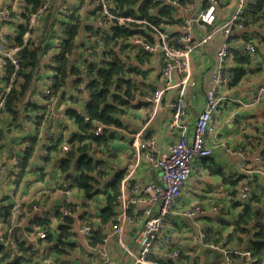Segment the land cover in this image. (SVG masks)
<instances>
[{"label": "trees", "instance_id": "obj_1", "mask_svg": "<svg viewBox=\"0 0 264 264\" xmlns=\"http://www.w3.org/2000/svg\"><path fill=\"white\" fill-rule=\"evenodd\" d=\"M54 2L52 0L47 6L46 0H22V11L18 14L16 32L12 38H8L9 35L3 38L5 43L2 46L5 50L17 49L13 57L18 63V68L15 69L11 63L3 67L4 74L1 79L3 86L0 87L2 95L0 143L5 136L14 130H19L24 122L34 127L40 126L47 112L58 100L64 101L66 98L74 100V97H68L67 91L85 94L86 102L82 113L72 108L66 110L67 116L73 122L75 132L66 140L62 137L49 138L50 146L46 148V157L43 159L45 163H48L50 155L55 156L56 171L59 172L63 181L62 185L66 182L70 183V191L75 190L82 198L79 203L63 200V209L74 213L77 206L88 208V203L93 199L100 202L97 226L90 222L89 217L86 218V213L78 216L83 224L92 226L88 244L91 248H95L100 245L107 228L114 223L119 182L123 176V171H120L107 180L109 167L106 159L109 156L114 157L115 151L111 136L107 137L105 133L108 128L123 127L121 116L125 108L130 106L133 95L139 94V84L132 76L144 77L146 72L140 67L150 65L153 59L152 54L144 52L140 46L130 45L128 41L133 36H138L151 46L153 35L149 34L147 27L137 24L108 28L94 23L87 26L83 24L79 15V6L67 7ZM110 2L116 13L125 12L134 17L146 19L155 26L168 24L172 27L173 25L175 28L178 27L175 30L182 26L185 18L176 15L174 17L175 8L170 5L172 2L178 3L182 8L196 2L204 6V3L199 0H169V3L154 0H112ZM9 12L12 21L14 13ZM67 13L70 15L67 16ZM190 14L195 15L193 11ZM66 19L69 20L67 24L63 22ZM240 23L243 25L241 37L244 42L253 44L255 41L253 44L255 53L264 51V0H247ZM254 27L258 31H250ZM178 36V32L171 33L168 36L169 44L174 45ZM249 54L247 51L234 47L228 50V61H231L232 66L230 69L227 68V72L231 75V81L226 84L227 88H234L246 76L250 61ZM129 55L133 56L135 64H128ZM47 57L50 64L44 65V59ZM46 71L49 75L43 77ZM43 79H49V85L44 90L47 94L42 93L43 96L41 95L40 99L42 105H39L35 102L34 96L38 90V82ZM4 88L6 91H3ZM148 90L152 94L155 91L153 87H147ZM96 126L104 127L102 136L94 134ZM65 146L67 150L63 149ZM250 148L254 150L255 146ZM37 149L38 141L33 139L28 148H24L23 156L17 157L15 167L19 171L14 184L19 182L24 171L29 167L30 160L37 153ZM97 154L104 159L96 157ZM261 161L264 162L262 159ZM37 178L43 180L40 175ZM244 179L245 176L235 175L222 177L223 183L229 184L232 188L231 196H237V198L239 183H242ZM60 189L64 192L63 187ZM263 199V191H261L259 194L251 193L243 203L238 200L232 201L231 208H239V212L230 225L231 231L223 235L221 231L204 229L205 245L218 246L224 241L226 244L231 243L237 247L245 244L246 252H249L250 257L256 263H264ZM40 200L39 197L32 199L25 207L32 212L33 206L38 207ZM10 208L3 209L6 214L0 211L4 242L7 241L12 227L10 219L13 214ZM21 208H24V205ZM223 213L225 212L220 210V214L224 215ZM55 216L59 222L56 240H53L54 231L48 219L43 222L37 220L36 230L30 232H44L46 238L43 241L48 242L49 252L52 255H63L74 245L70 240L73 235L70 230L75 226L74 219L63 218L60 212ZM219 224L227 225L225 219L219 220ZM14 239L18 255L10 261L8 252L5 251L3 244H0V264H40L41 252L28 255V243L18 238ZM173 249H175L174 246L168 248L169 254L177 252V258L179 254L180 258L183 256L181 250ZM42 250L44 252L45 248ZM24 255H28L27 260L23 259ZM148 260L158 264H172V260L157 258L152 254L149 255Z\"/></svg>", "mask_w": 264, "mask_h": 264}, {"label": "crops", "instance_id": "obj_2", "mask_svg": "<svg viewBox=\"0 0 264 264\" xmlns=\"http://www.w3.org/2000/svg\"><path fill=\"white\" fill-rule=\"evenodd\" d=\"M21 1L22 0H0V9L7 11H14L16 9V12L19 13L22 11ZM54 1L57 5L62 4L67 7L79 6V15L83 20V24L88 26L94 23V14L96 11L92 9V0ZM228 2H230V4L221 6L218 9L217 20L220 23L232 12V1L228 0ZM170 5L175 8L174 17L175 15L181 16L186 18V20L192 17L190 12L184 11L178 4ZM64 21L68 22L69 20L66 19ZM4 23L6 22L0 17V40L9 34L6 31ZM161 26L173 31L172 33H175V29L178 28H175L173 25L170 27L168 24H163ZM255 30H257L256 27L250 31ZM10 32H12V30ZM190 34L194 42L204 36L203 30L196 23H191ZM236 34L237 35L231 38L230 43L237 48H241L242 43H246L241 37L243 31ZM152 38L153 44L151 46L155 48L157 47V39L154 36H152ZM222 42L223 40L219 32L216 31L208 44L194 50L191 54L190 79L193 85L187 86L183 93L185 123L190 128L188 130L189 134H191V128L202 110L205 93L212 85L211 75L216 65L215 53L221 47ZM253 44H255V41H253ZM249 57L250 61L246 76L234 88H225L222 94L227 100L225 105L219 109L231 106L233 111L228 116L227 113L223 112L222 117L219 118L216 123L215 115L219 109L214 114L213 126L216 133L214 136L210 135L206 139L213 150L212 156L208 159L196 160L197 162L193 165L189 181L183 187L177 204L167 217V222L168 224L170 222L171 225H174L177 220H181L183 225L173 226L174 230L176 232L177 228L182 226L185 227L187 233L186 237L188 239L179 237L178 232L177 236H175L172 234V231H168L171 238L170 242L164 243L161 238L158 239L151 250V254L154 257L172 260V264H215L214 259L216 260L218 257L220 258L221 264H234V262H241V259L243 260L242 264H264L253 262V260H248L242 256V253L246 252L245 244L242 247H237L233 246L231 243L226 244L224 241L218 246H215L218 247V250H212L205 244L204 246H199L191 241V235L197 234L199 231L203 232L204 229L222 231L219 220L221 221L225 218L224 215L220 214V210L225 212L223 214H225L226 217L235 214L234 209L231 208L234 199L230 194L232 188L229 184L223 183L222 177H234V175L245 176L243 182L246 180L249 181L247 183L252 193L259 194L263 191L264 196V176L261 174V172H264V162L260 159L261 154L264 152V97L259 98L256 103L251 104L257 87L260 86L264 80V51L249 54ZM129 58L130 61L128 64H135L133 56L129 55ZM48 61L49 59L47 57L44 59L43 64H48ZM161 62L162 60L159 53L153 55L150 65L140 67L141 70H145L146 72L144 77L132 76L139 84L138 93L140 95L134 94L130 106L125 108L124 114L121 116L123 127L121 129L108 128L106 131L112 138L115 151L114 157L109 156L112 162L109 166L107 180L115 176L117 172L123 171L132 151L130 137L143 128L145 124H147L145 133L153 137L157 155L164 154L167 146L177 138V132L170 130L169 123L171 116L170 104L173 99L178 96L179 91L174 89L166 92L162 96L160 107L153 113L150 111L151 107L147 103V98L152 95L151 91H147V87H153V89L156 90L163 85L160 72L162 69ZM46 72L43 74V77L49 75V72ZM3 74L4 70L0 67V87L3 86V83H1ZM44 84L48 86L49 79H43L37 84L39 91H36L34 100L39 105H42L40 99L41 95L43 96L45 92L42 88ZM69 92L70 91H67V95ZM75 100L76 99L69 100L68 98H66L64 102L58 100L50 111L47 112L45 120L40 126L34 127L32 124L30 125L28 122H24L19 130H14L5 136L0 143V194L3 195L4 201H20L22 205H24L22 216H11L10 221L12 227L9 237L18 238L20 241H25L26 244H29L30 238L34 233L30 231L36 230L37 220L40 219H38L39 214L28 211L25 205L30 203L32 199H37L38 197L41 199L38 207H40L41 213L47 216L54 231L53 240H56L59 222L56 220L57 218L55 215L63 209L62 202L66 200V198L60 189L63 181L58 171H55V174H57L56 179L53 175L50 176V182H48L49 178L46 176L47 172L45 171L41 173L42 175L39 174L40 177H43V180H39L37 178L38 175L33 174L26 178L24 176L17 184H14L19 170L15 167L16 160L13 161V154L18 155L20 153L19 147L23 143L21 140L25 139L27 136H32L33 139L38 141V149L36 151L38 153L41 149L46 150V148L50 146L49 138L51 137L54 139L61 137L63 140L68 139L71 134L75 132V127L71 119L67 116L66 110L72 108L81 113L83 111V109L75 103ZM236 101L242 102L243 105H238ZM234 112L237 113V116L231 121ZM25 126H27V130L24 131L23 127ZM114 134H116L117 137H115ZM213 138L217 139L218 144L214 145L212 143ZM251 146H255L254 150L250 148ZM237 150L242 151L241 156L237 155ZM257 156L259 157L258 163L254 161ZM43 158L44 157H42V160L45 166L48 167V164L45 163ZM36 162L37 160L34 161V164H37ZM242 166L251 171L250 175H253L251 178L249 176L247 177L248 174L242 171ZM261 166L263 168H260ZM134 178L136 183L142 185L159 183V172L152 169L147 162L143 161L137 168ZM54 179L56 182H54ZM253 180H255V182H253ZM239 184L242 183L240 182ZM185 193L195 195L190 197V200L187 202L182 199ZM40 195H43V197ZM235 198H237V196ZM79 201H82L81 196L78 195L75 190L70 191L68 202L79 203ZM192 206H199L202 209V213L190 220L180 219L179 213ZM213 207L218 209V213L214 214L211 211ZM3 209L4 208L0 205V211ZM236 211L239 212V208H237ZM82 213H86L91 219L90 222L95 223H92L94 226L98 225V214L93 218L88 208H79V206L76 207V211L73 213L74 216L71 217L74 219V225L77 222L75 219L83 223L78 218ZM0 228H2L1 224ZM108 230L109 228H107L106 232H108ZM109 235L106 243L103 244L101 248H91L88 244L89 237L79 234L75 226L73 235L70 238L74 243L72 248L66 250V253L63 255H52L49 252L48 242L40 241L45 251L40 254L39 257H41V259L46 258L52 264H131V257L118 245L116 237L111 234ZM121 241L124 246L131 249L132 252L137 251V248L132 243L130 226H127L123 231ZM171 246H174L175 249L173 250H181L183 256L180 258L179 254L176 259L169 258L167 254L169 253L168 248ZM97 251H101V254ZM103 253L108 257L107 262L101 258ZM212 256L213 259H211ZM151 263L157 264L154 262Z\"/></svg>", "mask_w": 264, "mask_h": 264}, {"label": "built area", "instance_id": "obj_3", "mask_svg": "<svg viewBox=\"0 0 264 264\" xmlns=\"http://www.w3.org/2000/svg\"><path fill=\"white\" fill-rule=\"evenodd\" d=\"M163 3H169V0H154ZM204 3L198 5L197 2L183 8L186 12L193 11L194 16L186 18L183 21L182 26L175 31L178 32V37L175 39V44L171 45L168 42V36L173 32L162 26H155L146 19H140L132 15L124 13L119 14L113 11V5L109 0H92V9L95 10L94 24L102 27H123L129 24H137L147 27L149 34L153 35L157 39V47L150 46L144 42L142 38L133 36L131 44L140 46L144 52L154 54L158 51L162 60L161 76L163 79V85L157 88L150 97L147 98V103L151 107L150 111L153 113L160 107L162 96L171 90H178L179 94L176 96L170 104L171 116L169 128L172 131L177 132V138L174 142L167 146L166 152L161 155L156 154L155 141L152 136H148L145 131L147 124L144 125L139 131L135 132L130 137V145L132 151L127 164L123 169V176L119 182V193L116 198V216L114 217V223L110 225L108 232L104 233L103 238L100 241L98 248H101L106 243L107 238L114 235L117 239L118 245L124 250V252L131 257V264H152L148 258L151 254L152 247L158 239H162L164 243L170 242V235L168 231H171L170 225H168L167 217L173 207L177 204L183 187L190 179V174L193 169V165L196 160L208 159L212 156L213 150L207 143L208 136H214L216 133L213 126V117L215 112L223 107L226 103V97L217 94L219 87L226 86L231 81V75L227 72L226 64L229 62L228 50L230 48H237L230 43L233 36L236 33L241 32L243 25L240 23L242 15L245 11L247 0H231L232 12L221 23L217 20V12L221 6L228 5V0H199ZM172 4H178L172 2ZM201 6V7H200ZM200 8V9H199ZM70 13H67L69 16ZM10 12L0 9L1 19L9 23L11 22ZM33 22V21H32ZM191 23H196L204 32V36L197 41H193L191 37ZM218 31L223 42L221 47L216 51V65L213 68L211 75V86L205 93L204 103L200 114L198 115L195 124L191 128V134L188 133L190 129L185 123V105L183 102V93L187 86H192L193 83L190 79V63L191 54L194 50L205 46L211 40L215 32ZM27 37V35H26ZM5 40H0V54L1 62L0 67H4L7 63H11L15 69L18 68V63L14 59L13 54L17 49L5 50L2 44ZM241 51H248L250 54L255 53V46L249 43H242L241 48H237ZM50 64V62H49ZM177 77V78H175ZM3 91H6L4 88ZM47 94V92H45ZM0 93V109L2 107V97ZM264 97V80L263 83L257 87L255 96L251 100L252 103H256L259 98ZM56 102V101H55ZM54 102V103H55ZM236 103L242 106V102L236 101ZM237 116L234 112L231 117L233 121ZM88 119H86L87 121ZM230 121V122H231ZM104 131L103 126H96L94 134L96 136H102ZM150 135V134H149ZM214 145L218 144L217 139H212ZM29 143H24L23 147L28 148ZM67 150V147H63ZM238 156L242 155V151H236ZM147 162L150 167L159 172V183H148L145 185L138 184L134 181V175L137 168L142 162ZM255 162L259 161L257 156L254 159ZM258 163V162H257ZM242 171L247 173V177L250 178L253 175L251 171L242 166ZM264 176V172H261ZM248 181L242 182L239 188L238 200L245 201L250 197L252 193L249 187ZM64 196L66 201H69L70 183L63 184ZM3 195L0 194V205L2 208H10L13 217H19L23 215L24 209L21 208L22 203L20 201H4ZM3 205H2V204ZM211 211L215 214L218 213V209L211 208ZM32 212L39 214L40 221H46L47 216L41 213V209L37 206H33ZM63 218L73 217L74 214L70 213L67 209L60 211ZM202 213V209L199 206L189 207L179 213L180 219L190 220ZM75 224L79 234L85 237H90L92 233V226L81 223L78 219ZM95 224L94 222H92ZM74 226V228H75ZM127 226H130L132 232V243L137 248L136 252H132L131 249L124 246L121 241L122 233ZM74 228L70 231L73 233ZM113 233V234H112ZM46 236L44 232H35L30 238L29 252L30 253H43L40 241L45 240ZM191 241L199 246H204L206 242V236L202 231L197 234L191 235ZM0 244L5 247V251L8 252L9 260L13 261L18 255L16 250V243L14 237H8L4 242L2 232L0 228ZM212 250H218V247L213 245H207ZM98 252V251H97ZM101 254V251L98 252ZM28 255H24L23 259L27 260ZM171 259H176L177 252L170 254ZM246 259H251L249 252L242 253ZM101 258L106 262L108 261L107 255L104 253ZM40 264H51L46 258L40 259ZM158 264V263H157Z\"/></svg>", "mask_w": 264, "mask_h": 264}, {"label": "rangeland", "instance_id": "obj_4", "mask_svg": "<svg viewBox=\"0 0 264 264\" xmlns=\"http://www.w3.org/2000/svg\"><path fill=\"white\" fill-rule=\"evenodd\" d=\"M52 2V0H46V5L47 6H49V4ZM55 3V2H54ZM61 6H63V5H61ZM13 13H14V16H13V19H12V21L11 22H9V23H4V26H5V28H6V31L9 33L8 35H9V37L8 38H12V36L15 34V32H16V28H17V18H18V14H20V13H17L16 12V9L13 11ZM95 15V14H94ZM64 23H68L67 21H63ZM12 30V32H10ZM7 35V36H8ZM133 38V37H132ZM131 38V39H132ZM140 38V37H139ZM131 39H130V41H128L129 42V44L131 45ZM132 45H133V43H132ZM152 55H154V54H152ZM230 62L231 61H229L227 64H226V67L228 68V69H230L231 68V66L232 65H230ZM247 67H248V65H247ZM162 71V69L160 70V72ZM42 88H43V91L47 88V86H46V84H44L43 86H42ZM225 88H227V86H221V88L219 87V89H218V94L219 95H222L224 92L223 91H225ZM68 97H74L75 99H76V101H75V103H77L78 104V106L81 108V109H83V107H84V105H85V102H86V98H85V95L83 94V93H78V94H76L74 91H72V90H70V92H69V94H68ZM66 100V99H65ZM64 100V101H65ZM64 101H62V102H64ZM233 111V108L231 107V106H227L226 108H221V109H219V111L216 113V115H215V123L219 120V118H221L222 117V113L223 112H225V113H227V116L231 113ZM0 124H1V120H0ZM23 129H24V131L25 130H27V126H25V127H23ZM115 135V137H117V135L116 134H114ZM106 136L107 137H109V133H106ZM33 140V137L32 136H27L25 139H22L21 140V142H23L21 145H20V147H19V154L18 155H16V154H13V157H12V159H13V161H15L16 159H17V157H22L23 156V151H24V147H23V144L24 143H29V142H31ZM45 152V150L44 149H41L40 150V152L38 153H36L33 157H32V159L30 160V165H29V167L24 171V173H23V175L21 176V178L20 179H22V178H24V176H25V178L26 177H30L31 175H33V174H35V175H39V174H41V173H44L45 171L47 172L46 174V176L49 178V180H48V182H50V176L51 175H53V177H55V179H56V175L57 174H55V171H56V161H55V159H56V157L55 156H53V155H50V157H49V159H48V167H46L45 166V164H44V162H43V160H42V157H46V153H44ZM41 154H42V157H41ZM7 155V154H6ZM96 157H99V159H104L103 157H100V155H96ZM261 159L262 160H264V153H263V155H262V157H261ZM35 160H37V164H34V161ZM106 162H107V164H108V167L110 166V164H111V159L110 158H108V159H106ZM264 167V166H263ZM0 172H1V167H0ZM192 173V172H191ZM55 179H54V182H56L55 181ZM243 182V181H242ZM61 187H63V185L61 184ZM195 195V194H194ZM194 195H190V194H187V193H185L184 195H183V200H186L187 202H188V200H190V197H192V196H194ZM58 196V195H57ZM99 200L101 199V197L100 198H98ZM238 199L237 198H235L234 197V199H233V202H235V201H237ZM239 201V200H238ZM242 203H243V201H242ZM87 207H88V209L90 210V212H91V214H92V216H93V218L98 214V212H99V208H100V202H98V201H96V200H91L89 203H88V205H87ZM236 209L237 208H234V211H235V214H233V215H231V216H229V217H226L225 216V214H224V218H225V220H226V223H227V225H221L220 227H221V229H222V234L223 235H227L230 231H231V223L235 220V217H236V214H237V212L238 211H236ZM2 214H5V210H2ZM88 216H86V218H87ZM92 218V219H93ZM168 225H170V227H171V231H172V234L173 235H175V236H177V232H178V235H179V237H184V238H186V239H188L187 237H186V235H187V233H186V228L185 227H179V228H177L176 230V232H175V230H174V227L173 226H175V225H179V226H181V225H183L182 224V222H181V220H177V222L174 224V225H171V223L169 222V224ZM184 238H183V240H184ZM71 240V239H70ZM170 254L168 253L167 254V256L169 257V258H171V256H169ZM230 257V256H229ZM228 257V259L230 260V258ZM58 259H59V257H58ZM211 259H213V256L211 257ZM212 261V260H211ZM214 262H215V264H221V261H220V258L218 257V258H216V260L214 259ZM243 263V260L241 259V262L240 261H238V263H236V262H234V264H242Z\"/></svg>", "mask_w": 264, "mask_h": 264}, {"label": "water", "instance_id": "obj_5", "mask_svg": "<svg viewBox=\"0 0 264 264\" xmlns=\"http://www.w3.org/2000/svg\"><path fill=\"white\" fill-rule=\"evenodd\" d=\"M105 29H106V28H105ZM107 30H108V29H107ZM157 54H158V51H155V52H154V55H157Z\"/></svg>", "mask_w": 264, "mask_h": 264}, {"label": "bare ground", "instance_id": "obj_6", "mask_svg": "<svg viewBox=\"0 0 264 264\" xmlns=\"http://www.w3.org/2000/svg\"><path fill=\"white\" fill-rule=\"evenodd\" d=\"M6 214V213H5Z\"/></svg>", "mask_w": 264, "mask_h": 264}]
</instances>
